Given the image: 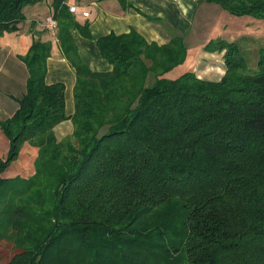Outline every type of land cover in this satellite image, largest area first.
<instances>
[{
    "label": "trees",
    "instance_id": "1",
    "mask_svg": "<svg viewBox=\"0 0 264 264\" xmlns=\"http://www.w3.org/2000/svg\"><path fill=\"white\" fill-rule=\"evenodd\" d=\"M39 1L0 0V40ZM204 1L264 21V0ZM53 7L75 111L65 85L46 82L52 44L35 41L26 93L0 120L11 147L0 156V242L13 251L0 264H264V49L250 72L236 43H209L225 51L221 80L172 79L184 38L160 46L131 31L98 39L113 70L95 72L70 34L89 37L88 25L63 0ZM67 120L74 132L60 141ZM25 146L38 152L34 174L5 178Z\"/></svg>",
    "mask_w": 264,
    "mask_h": 264
},
{
    "label": "crops",
    "instance_id": "2",
    "mask_svg": "<svg viewBox=\"0 0 264 264\" xmlns=\"http://www.w3.org/2000/svg\"><path fill=\"white\" fill-rule=\"evenodd\" d=\"M54 1L43 0L26 6L23 10L24 21L20 23L18 30L5 33L1 37L0 120L8 119L15 114L19 108L18 100L26 93L29 71L23 58L35 41L52 44L51 56L47 61L46 82L49 85L63 83L66 113L71 116L75 111L76 76L60 46L58 25L54 30L47 27L48 19L55 20ZM195 3V0H128V5L123 7L119 0H63V6L75 22L88 25L89 37L78 27H72L70 34L80 58L95 72L113 70V65L102 56L99 49L98 39L101 37L136 31L148 43L160 46L168 44L175 35L182 36L185 42L188 18L193 14ZM69 6L78 7L79 13H71ZM83 12H88L89 16H82ZM220 57L223 58V54L217 53L214 57L213 53L202 52L197 72L202 73L203 79L214 81L221 79L225 69L220 74L213 73V67H204V63L208 61L214 62V65L220 64ZM55 132L60 141L69 138L74 132L72 121L61 123Z\"/></svg>",
    "mask_w": 264,
    "mask_h": 264
},
{
    "label": "rangeland",
    "instance_id": "3",
    "mask_svg": "<svg viewBox=\"0 0 264 264\" xmlns=\"http://www.w3.org/2000/svg\"><path fill=\"white\" fill-rule=\"evenodd\" d=\"M195 2L193 14L188 18L189 26L185 35L187 47L186 61L183 65L171 72L169 78H178L183 73L191 70H194L198 77L204 78L200 71L197 72L199 61L202 58V52H204V47L207 44L219 40L236 43L241 53L248 61L249 71H257L260 51L264 49V21L248 16H233L215 3H208L202 0H195ZM211 53L214 54V57L217 53L223 54V58L220 57V64L214 65V62L208 61L204 63V67H213V73L219 72L222 74L221 71H223V69H225L226 72V63L224 59L225 51ZM10 149L11 147L8 139L0 130V156L4 159H8ZM37 157V151L29 146H25L19 159L10 165L3 176L12 180L17 177H31L35 172V161ZM41 199H43V195L36 198V200ZM2 250L7 254H13L12 249L5 244V242H0V251Z\"/></svg>",
    "mask_w": 264,
    "mask_h": 264
},
{
    "label": "built area",
    "instance_id": "4",
    "mask_svg": "<svg viewBox=\"0 0 264 264\" xmlns=\"http://www.w3.org/2000/svg\"><path fill=\"white\" fill-rule=\"evenodd\" d=\"M69 9H70V12L73 13V14H78L79 13L78 7H76V6H69ZM82 16L88 17L89 16V13L88 12H83L82 13ZM57 25H58V23H57L56 20H54L52 18L48 19V21H47V27L49 29L54 30V29L57 28Z\"/></svg>",
    "mask_w": 264,
    "mask_h": 264
}]
</instances>
